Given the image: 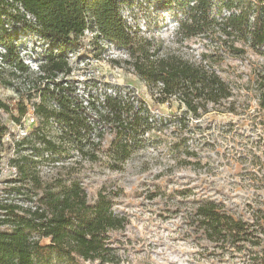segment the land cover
Segmentation results:
<instances>
[{
  "label": "rangeland",
  "instance_id": "1",
  "mask_svg": "<svg viewBox=\"0 0 264 264\" xmlns=\"http://www.w3.org/2000/svg\"><path fill=\"white\" fill-rule=\"evenodd\" d=\"M167 1L0 0V126L6 128L0 199L7 198L4 186L17 175L11 142L24 137L21 128L28 133L39 125L32 108L47 85L67 84L75 89L74 98L90 101L100 114L102 96L116 88L123 98L130 96L167 119L151 114L150 129L137 139L129 137L125 158L115 150L110 125L97 121L93 146L79 151L69 144L51 162H42L45 155L39 159L42 180L78 182L89 200L101 190L111 194L114 211L127 220L124 231L115 234L120 264H248L245 253L208 242L192 221L195 207L212 201L254 225L264 243V116L254 89L264 60L251 39L220 38L218 26L203 33L205 24L196 20L202 2ZM11 3L24 20L13 16ZM211 5L217 9L220 3L212 0ZM56 35L63 40L52 38ZM128 37L136 38L132 47H122ZM140 40L161 57L172 55L215 72L232 96L200 117L187 113L177 98L170 106L158 105V94L135 70L133 50ZM10 44L17 47L15 57ZM154 72L163 77L160 69ZM19 105L27 106L35 125L18 127ZM56 132L53 125L49 136ZM250 245L245 251L257 250Z\"/></svg>",
  "mask_w": 264,
  "mask_h": 264
},
{
  "label": "trees",
  "instance_id": "2",
  "mask_svg": "<svg viewBox=\"0 0 264 264\" xmlns=\"http://www.w3.org/2000/svg\"><path fill=\"white\" fill-rule=\"evenodd\" d=\"M198 1L204 5L196 17L205 24L201 29L203 33L211 26H218L220 38L251 39L252 47L264 58V0H218L220 6L217 9L212 7V0ZM167 3L171 2L168 0ZM8 9L11 12L14 9L13 16L24 20L16 3H11ZM190 35L187 32L186 37ZM52 38L63 40L59 35ZM133 40L136 38L128 37L127 43L124 39L126 42L122 47H132ZM138 43L139 48L133 46L136 50L133 54L137 57H134L135 70L159 95L158 105L175 97L183 103L187 113L200 117L209 113V107H219L221 101L232 96L229 85L215 72L172 55L161 57L158 49L151 51L149 42L140 40ZM223 43L226 45L227 41L223 40ZM10 50L15 57L17 47L10 44ZM155 69H160L162 78ZM158 83L163 87L159 88ZM255 85L254 89L259 92L258 105L264 116V64L256 74ZM74 90L60 82H51V87L47 85L40 94L41 102L33 107V114L40 118L39 125L21 140L11 142L15 155L11 163L17 175L4 186L7 198L0 199V228H4L0 229V264L121 263L119 240L115 234L124 231L127 220L114 211L111 194L101 190L89 200L78 182L43 181L37 166L44 155L47 160L42 162H51L55 155L65 152L69 144L79 151L86 144L93 146L90 136L97 121L110 125L115 136V150L125 158L129 154V137L137 139L145 133L153 124V118L143 104H136L134 99L130 101V96L123 98L120 94L106 97L101 106L104 114H100L90 101L74 98ZM27 114V106L19 105L16 124L21 125ZM53 125L57 134L49 136ZM5 130L0 126V152ZM102 137L100 132L96 135L98 142ZM192 223L208 242L221 249L245 253L248 264H264V243L261 244L258 234H254V225L226 214L216 203L200 202L194 209ZM43 240L47 243L43 244ZM247 243L257 250L245 251Z\"/></svg>",
  "mask_w": 264,
  "mask_h": 264
},
{
  "label": "built area",
  "instance_id": "3",
  "mask_svg": "<svg viewBox=\"0 0 264 264\" xmlns=\"http://www.w3.org/2000/svg\"><path fill=\"white\" fill-rule=\"evenodd\" d=\"M262 49V48H261ZM262 51V50H261ZM262 60H264V58L263 57H260ZM204 63V62H203ZM163 84L162 83H159V86L160 87H163L162 86ZM131 89V88H130ZM126 91V90H125ZM117 94H119V91L117 92V90H116V88H113V89H109L108 90V92H107V94H105L104 96H102V98H101V101L99 102V103H101L102 104V106L105 104V99H106V97H115ZM159 96V95H158ZM174 99H176L175 97H173V98H169V99H167V100H165L164 102H162L161 103V106H163V107H166V106H170V102H171V100H174ZM85 104V106L87 105L86 104V102H84ZM98 103V104H99ZM178 104L180 105V106H183V103H181V102H179L178 101ZM99 106H101V105H99ZM150 111H151V114L152 115H155L156 117H157V119H159L160 121L161 120H166L167 118H165V115H163V114H155V112H157V110H152L151 108L149 109ZM32 114H33V108H32ZM32 114H30L29 112H28V114L26 115V117H24L23 118V120H22V124L21 125H18V127H21V126H23V124H25L26 123V127H30V126H33V125H35V123H36V118H34L33 117V115ZM158 115V116H157ZM152 117V116H151ZM152 122V121H151ZM153 123V122H152ZM20 131L22 132V134L24 135V136H26V134H27V130H25L24 128L22 129H20ZM96 137V136H95ZM96 140L98 141V139L96 138Z\"/></svg>",
  "mask_w": 264,
  "mask_h": 264
}]
</instances>
